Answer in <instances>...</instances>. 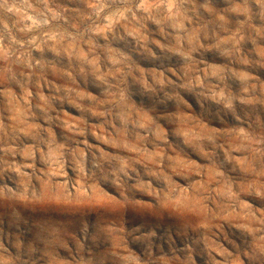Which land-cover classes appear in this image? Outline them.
I'll return each instance as SVG.
<instances>
[{
	"label": "rangeland",
	"instance_id": "obj_1",
	"mask_svg": "<svg viewBox=\"0 0 264 264\" xmlns=\"http://www.w3.org/2000/svg\"><path fill=\"white\" fill-rule=\"evenodd\" d=\"M0 264H264V0H0Z\"/></svg>",
	"mask_w": 264,
	"mask_h": 264
},
{
	"label": "bare ground",
	"instance_id": "obj_2",
	"mask_svg": "<svg viewBox=\"0 0 264 264\" xmlns=\"http://www.w3.org/2000/svg\"><path fill=\"white\" fill-rule=\"evenodd\" d=\"M116 168V167H115ZM115 168H114V170H115ZM117 169V168H116ZM122 170V169H121ZM119 171V170H118ZM89 176V175H88ZM86 178V177H85ZM125 180V179H124ZM50 184V183H49Z\"/></svg>",
	"mask_w": 264,
	"mask_h": 264
}]
</instances>
